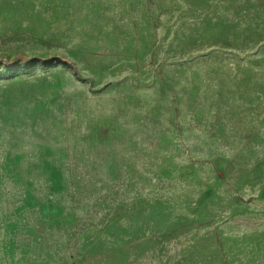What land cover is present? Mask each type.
<instances>
[{
	"label": "rangeland",
	"instance_id": "1",
	"mask_svg": "<svg viewBox=\"0 0 264 264\" xmlns=\"http://www.w3.org/2000/svg\"><path fill=\"white\" fill-rule=\"evenodd\" d=\"M95 5L0 0V58L72 62L0 69V264H142L62 253L113 214L172 212L184 194L264 205V0H157L164 13L133 19ZM135 58L167 70L197 59L211 92L153 97L144 113L127 83L112 87L137 76Z\"/></svg>",
	"mask_w": 264,
	"mask_h": 264
},
{
	"label": "crops",
	"instance_id": "2",
	"mask_svg": "<svg viewBox=\"0 0 264 264\" xmlns=\"http://www.w3.org/2000/svg\"><path fill=\"white\" fill-rule=\"evenodd\" d=\"M82 1L94 3V8L99 4L97 11L112 18H154L159 16L155 12H165L164 8L150 9V3L157 0ZM174 61L167 70L165 63L157 66L146 59L144 64L135 58L132 73L137 76H123L112 87L127 83L128 95L140 103L138 109L144 113L149 112L153 97L162 102L168 94L176 101L186 89L211 92L214 79L205 72L198 74L197 59ZM150 76L155 79L152 84ZM231 193L224 194L226 202L220 205L212 202L214 193L202 192L196 197L189 193L175 199L172 212L113 214L104 233L86 235L85 241L79 236L77 244L71 250L68 245L62 254H142V264H264V205L236 193L230 197ZM129 217L156 223L130 225ZM152 258L156 260L151 263Z\"/></svg>",
	"mask_w": 264,
	"mask_h": 264
},
{
	"label": "trees",
	"instance_id": "3",
	"mask_svg": "<svg viewBox=\"0 0 264 264\" xmlns=\"http://www.w3.org/2000/svg\"><path fill=\"white\" fill-rule=\"evenodd\" d=\"M55 60L68 63L69 65L72 64L70 60H68L66 57L60 54L55 56H41V55H28L23 52H18L14 56H10L8 58H0V69L4 66L10 69H14L18 67L21 63L31 64L35 62H49Z\"/></svg>",
	"mask_w": 264,
	"mask_h": 264
},
{
	"label": "bare ground",
	"instance_id": "4",
	"mask_svg": "<svg viewBox=\"0 0 264 264\" xmlns=\"http://www.w3.org/2000/svg\"><path fill=\"white\" fill-rule=\"evenodd\" d=\"M13 228H14V226H13Z\"/></svg>",
	"mask_w": 264,
	"mask_h": 264
}]
</instances>
